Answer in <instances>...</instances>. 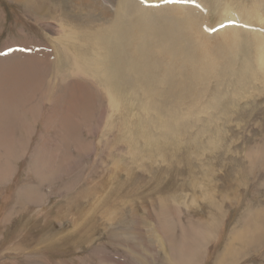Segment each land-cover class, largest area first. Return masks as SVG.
Segmentation results:
<instances>
[{
    "label": "rangeland",
    "instance_id": "1",
    "mask_svg": "<svg viewBox=\"0 0 264 264\" xmlns=\"http://www.w3.org/2000/svg\"><path fill=\"white\" fill-rule=\"evenodd\" d=\"M69 1L73 3L70 9H81L82 15L88 11L82 2L78 8L77 0ZM97 1L111 11L117 3ZM196 1L209 8V14L196 15L198 29L199 23L203 30L221 24L222 7L226 5L223 0ZM256 1L261 0H239L235 5H247L245 10L251 11ZM62 2L47 0V6L62 16ZM263 5L264 2L260 12L264 16ZM169 7L164 11L172 6ZM175 7L180 6L172 8ZM64 19L55 24L40 17L36 25L33 16L23 13L17 2L0 0V54H5L0 57V71L6 76L5 68L14 67L40 84L33 87V106L47 107L56 100L64 104L69 98L63 96L62 100L56 91L62 85L57 68L64 69L63 61L68 62V56L61 52L63 61H57L51 43L55 38L66 39L69 31L72 35L68 51L77 47L76 54L83 52L75 32L77 37L84 35L87 30L81 27L88 21L80 24ZM236 19L244 20L246 26L234 27L243 30L238 38L264 41V22L256 23L252 17L253 21L246 24L244 14ZM60 27L65 28L64 34L59 33ZM222 30L224 33L227 29L208 35L211 43L221 44L220 38L225 35ZM20 50L26 53H18ZM251 50V58L256 60L254 48ZM37 52L49 54L41 60L43 69L37 64ZM253 62V70L245 72L239 61L232 65L225 61L213 73L215 77L201 75L192 83L196 89L191 86L187 94L179 90L181 87L175 95L172 89L162 86L161 92L151 97L161 102L164 117L150 109L149 114L143 103L146 98L131 90L110 108L107 87L98 83L82 88L91 90L90 96L83 99V120L75 126L70 122L66 147L55 161V165L71 167L68 175L50 173L48 179H36V175L43 174L34 167L32 173L30 166L40 141L41 122L24 140L22 126L14 125L17 127L7 132L5 121V130L1 129L4 135L22 142L13 150L11 178L1 187L0 264H264V65ZM66 85L70 88V84ZM159 93L164 99L158 97ZM27 97L20 94V102ZM194 97L198 98L192 102ZM182 98H186L183 104ZM179 103L189 105L184 106V111ZM166 105L176 109L168 110ZM171 110L185 118L177 117L175 112L177 116L172 117ZM190 110L194 112L192 116L188 114ZM78 113L79 107H74L73 114ZM7 125L10 126L8 122ZM165 125L172 132L160 129ZM55 142L49 139L45 149H56ZM49 160L48 154L45 161ZM113 161L117 165L112 168ZM42 170L50 172L45 167ZM25 192L33 193V200H27ZM84 192L88 195L81 199L80 193ZM81 204L82 212L78 211Z\"/></svg>",
    "mask_w": 264,
    "mask_h": 264
},
{
    "label": "bare ground",
    "instance_id": "2",
    "mask_svg": "<svg viewBox=\"0 0 264 264\" xmlns=\"http://www.w3.org/2000/svg\"><path fill=\"white\" fill-rule=\"evenodd\" d=\"M77 1V7L81 8L78 5H80V3L82 2V4L89 11V14H87V10V12L85 11V14L83 12V8V15L80 13L81 9L79 11L77 9H70L69 7L73 3H71L69 0L67 3L66 0H63V2L61 3V6L64 5L62 16L59 15L58 10H56L55 8L47 6V0H14V2H17L21 6V10L23 11V13L26 12V14L33 16V20H36V25L39 22L40 17H45L49 20L55 21V24L56 22L60 23L61 20L64 19V17L67 19L71 18L73 22L75 21L80 24H83L85 20H87L88 22L84 27H81L84 28V31L87 30L86 32H83L84 35L77 37V33L75 32V37L79 39L80 42L79 45L84 48L83 52L79 50L80 46L78 48L79 52L77 54L75 50L77 49V47L72 50L73 52L71 51L72 53L68 51V43H71L68 41V38H70V36L72 35V33L69 31H67V40L63 37L57 39L55 38V40H52L53 43H51V48L54 52L53 56L57 61H63L60 59L61 52L65 55V57L68 56V62L63 61L65 64L64 69L63 66H58L59 68H57V73L61 77L60 83L62 84H60L61 86L57 88L58 90L56 89L58 95L57 97L61 95L60 98L62 100H64L65 98H63V96L69 97L68 100L64 102V104H60L58 102L59 100H56L50 102V104L48 103L49 105L47 104V107H41L39 105L33 106V87H39L40 84H35V82H33V77L28 78L24 74V72H21L14 67L5 68L7 72L6 76H2V73L0 71V193L2 192L1 187L3 186V184L11 178V159L15 155V152H13V150L17 149L22 142L21 140H17V138H13L12 140H10L9 138H7V135H4L1 129L5 130V121L10 124V126H8L6 122V127L9 128L7 132L13 131L14 129L12 128L14 127V125H21L23 128L22 130H24V140L30 138L33 135L37 122H41V132L39 133L40 141L37 144L34 155H32V165L30 166V170L33 173L34 167L36 171L43 174L36 175V179L45 180L50 178L51 174H58L59 176L63 174L68 175L71 170L70 166L63 167L62 165H55V161L57 160V157L61 152L60 150L62 148L64 150V148L66 147L70 122L73 126H75L77 123L83 120V99H85V95L87 96L91 93V90L88 89L86 91H83L82 88H89L92 84H94L95 86L98 83L101 87H107L109 93H106V97L110 108L114 107L120 99H123L125 97V93L127 90H131V92L144 96V99L146 98V102H143L145 106H143L147 108L148 113L150 109L157 113L159 116H162L163 108L159 104L161 102L158 101L159 99L153 100L154 97H151L153 94L156 95L157 92H161L162 86H166L167 89L170 88L169 90L171 91L172 89L174 92L177 88L181 87V89L179 90L183 92L185 91V93L188 91V93H190L189 91L192 90L191 86L194 87L192 83H194L195 81L197 82V80L201 78V75L208 74L210 76V74H213L214 72L216 73L223 64L225 65V61L228 65L235 64V62L239 61L242 65L241 68L244 69L245 72H248L251 69V66L253 67L255 65L253 61H255L260 67L264 65V41L260 40L259 38L257 39L256 37H253L254 40L248 39V42L247 40L245 41L244 38H238L240 33L243 32V30L241 29H235L236 27H222V29L227 30H225V35L223 37H219L222 40L221 44L217 43V45H214V43H211L212 41L209 40L210 38L208 37L209 34L200 27V23L198 22V20L197 22L199 23V29L201 28L202 32H200L201 29L199 30L195 25L196 15L201 16V13H204V15L209 14L208 6H204L200 1L199 3L202 4L204 8L203 12L186 6L172 8L174 7V5H171V9L166 11H164V8L169 7V5L158 8H146L139 4L136 0H117V3L114 2L116 3L113 8L114 10L111 11L109 8H104V6L102 7L101 2H98L97 0ZM146 1L162 2L163 0ZM222 2L226 3V5H223L224 8L222 7V9H224V17H222L223 20L222 18L220 19L222 21L220 23L229 20L237 21L236 17L239 14L240 16L242 14L246 15V24H248L249 20L253 21L251 20L252 17L256 19V23L257 21L264 22V16L262 14L263 12H260L262 10L260 6L261 4H263L264 0L256 1L257 4L254 6V10L251 11L245 10V6L247 5L243 7H241L240 5H235L237 2H239V0H223ZM49 3L50 2H48V4ZM198 12L199 14H197ZM200 20H203V22H200L203 23L204 26H206V20H204L203 18ZM65 21L67 22L68 20ZM207 27L209 28L210 26L208 25ZM60 28L61 29L58 30L59 33L64 34L66 31L65 28ZM251 28L249 30H251ZM81 31H83V29ZM221 33H223V30L221 31ZM84 37H86V40L83 41ZM216 37L218 39V35ZM250 47L254 48V56L256 57V60H252L253 58H251L253 49L251 50ZM50 53L51 52H49V54ZM49 54L37 52V55L39 56H37L36 59L38 60L37 64L40 66V68L43 69V66L41 64L42 58L47 59L46 56H49ZM1 68L2 67H0V69ZM29 70L33 72V70H31L30 68ZM15 72L21 73L20 76L14 75ZM2 81L4 82L2 83ZM66 82L70 84V88L67 87ZM2 84L4 85V87ZM198 84H196V86ZM67 91H69V94L66 95ZM173 91L172 93L176 95L177 91L175 93ZM3 92L7 93L8 98L7 96L3 95ZM22 93L25 94V98L29 96V98L27 97L28 99L24 102H20L19 100L20 94ZM183 94L184 93H182V95ZM161 95L162 94L158 95L160 99L161 97L163 98V96ZM188 95H190V98H192L191 94ZM168 96L166 97L168 98ZM174 96L172 97L171 95L170 98L172 99L174 98ZM150 97L152 99H149ZM156 97L157 96H155V99H157ZM89 98L87 97V99ZM197 98H195L194 100L192 99L193 101L190 99V103L191 101L194 102ZM71 99L73 102H71ZM178 99L176 96V100ZM22 100L23 98L21 99V101ZM167 100L165 101L166 104ZM182 100L183 104L185 101L183 98ZM180 101H177V103ZM84 102L89 107L93 106H90V104H88L86 100H84ZM173 103L171 104V102H168V104L171 105H173ZM55 104H58V106L53 107V105ZM188 105L189 104H184V106ZM192 105L194 106V104ZM178 106H180L181 108L183 105L181 106L179 103ZM184 106L183 109L185 111L186 107L184 108ZM74 107H79L78 114H73ZM164 108L168 109L167 105L164 106ZM170 108L176 109L175 107ZM170 108L168 110H170ZM171 111L170 113H173L169 115L172 116L175 111ZM182 112L181 110L179 111L180 114H182ZM192 113L194 112H188V114L190 115ZM177 115L176 116L179 118L184 116L183 114L181 117L179 114ZM78 116H80V120ZM164 116L165 115L163 113L162 117ZM168 116L166 115V117ZM211 119L213 120V118ZM156 123V126L158 127V121H156ZM160 129L172 132V129L168 125H165ZM51 138L57 140V142H55L57 143V145L56 149L52 150L51 148V151L49 152L45 149V144ZM48 154L50 155V160L45 161V157ZM116 161H113L112 168L117 165ZM43 167L49 169L50 172H44L42 170ZM94 190L95 188H92V192ZM80 194L82 196L81 199H84L88 195V193L86 192ZM24 196H26L27 200H33V193L31 192H28V194L27 192H25ZM78 211H84V207L82 204ZM164 238H166V236Z\"/></svg>",
    "mask_w": 264,
    "mask_h": 264
},
{
    "label": "snow or ice",
    "instance_id": "3",
    "mask_svg": "<svg viewBox=\"0 0 264 264\" xmlns=\"http://www.w3.org/2000/svg\"><path fill=\"white\" fill-rule=\"evenodd\" d=\"M141 2L143 3V2H144V0H141Z\"/></svg>",
    "mask_w": 264,
    "mask_h": 264
}]
</instances>
